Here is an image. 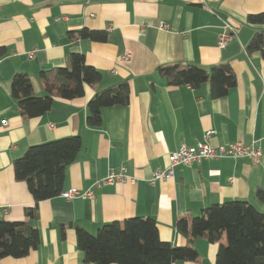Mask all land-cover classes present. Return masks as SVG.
I'll list each match as a JSON object with an SVG mask.
<instances>
[{"label": "crops", "instance_id": "0c3cea01", "mask_svg": "<svg viewBox=\"0 0 264 264\" xmlns=\"http://www.w3.org/2000/svg\"><path fill=\"white\" fill-rule=\"evenodd\" d=\"M252 13H262L263 22H249ZM81 28L103 30L106 38L78 37L73 32ZM258 29H264V0H0V216L23 221L25 208L35 204L27 184L15 180L12 165L33 144L79 135L81 148L65 168L62 192H94L92 198L65 200L60 194L40 201L31 222L39 244L0 264H93L83 261L77 226L94 234L110 221L149 216L161 240L181 246L186 237L176 220L210 204L242 199L264 213V202L255 196L257 189L264 192V58L246 50ZM222 32L228 39L219 47ZM72 52L82 53L100 80L85 85L80 97L55 98L41 115L18 112L12 77L26 73L33 93L43 95L40 71L64 65ZM176 62L206 70L228 62L236 85L218 98L210 96L207 83L168 85L156 66ZM122 80L130 87L128 104L104 107L101 125L88 126L87 101ZM200 141H255L263 155L258 163L221 157L181 164L172 178L148 182L171 152ZM120 168L133 182L94 185ZM195 247L196 260L173 264H215L217 243L197 239Z\"/></svg>", "mask_w": 264, "mask_h": 264}, {"label": "trees", "instance_id": "16d2710c", "mask_svg": "<svg viewBox=\"0 0 264 264\" xmlns=\"http://www.w3.org/2000/svg\"><path fill=\"white\" fill-rule=\"evenodd\" d=\"M249 22L261 24L262 13L248 14ZM81 38L103 41L106 32L81 28L73 32ZM248 53L259 52L264 58V29L254 32L246 46ZM156 72L168 85L198 88L207 83L212 98H218L236 85L237 78L228 62L214 64L209 70L183 62L159 64ZM43 95H35L24 72H17L10 82V93L21 114L35 117L48 111L59 97L73 99L84 94V86L97 83L101 73L86 63L84 55L72 52L65 64L41 70ZM130 87L127 80L95 91L87 101L86 123L98 127L104 107L127 105ZM81 148L79 135H71L30 145L12 161L14 178L23 181L34 199V206L24 210L25 220L12 221L0 216V259L23 257L40 242L39 231L31 222L38 216L37 204L60 195L64 172ZM264 202V192L255 191ZM176 228L186 237L181 246L159 238L152 217L132 216L101 225L93 234L76 227L78 248L83 261L93 264H173L176 260L194 261L199 254L197 239L217 243L215 264H264V213L242 199H229L200 209L199 213L180 217ZM60 232L64 234L61 226Z\"/></svg>", "mask_w": 264, "mask_h": 264}, {"label": "built area", "instance_id": "2783aa9c", "mask_svg": "<svg viewBox=\"0 0 264 264\" xmlns=\"http://www.w3.org/2000/svg\"><path fill=\"white\" fill-rule=\"evenodd\" d=\"M159 27L166 28L167 24L160 22ZM228 27V26H227ZM228 39V32H222L217 40V45L223 47ZM32 52L29 54L31 55ZM128 57L125 54L123 58ZM211 132H206L205 137H208ZM263 155L262 148L252 141L249 144H243L241 142L210 145L206 141L197 142L195 145H180L176 150L170 153L169 162L163 168L156 169L152 176L148 179L150 184H154L157 181L166 180L173 177L174 167L177 165H187L193 162H200L203 159H217L221 157H233V158H247L253 163H258ZM134 178L126 174L124 168L118 170H109V172L97 180L94 185L100 186L104 184H112L114 182H133ZM65 200H71L73 198H92L94 192L91 188L85 191H80L76 188H72L60 193Z\"/></svg>", "mask_w": 264, "mask_h": 264}]
</instances>
